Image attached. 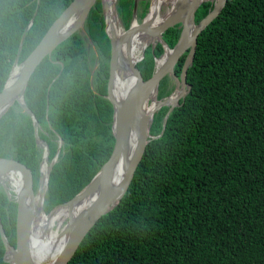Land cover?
Instances as JSON below:
<instances>
[{"label":"trees","instance_id":"obj_1","mask_svg":"<svg viewBox=\"0 0 264 264\" xmlns=\"http://www.w3.org/2000/svg\"><path fill=\"white\" fill-rule=\"evenodd\" d=\"M71 1L40 0L37 8V0H0V90L17 54L22 61ZM141 3L143 18L149 2ZM133 4L117 0L125 28ZM210 5L198 7L196 21ZM84 27L88 36L74 32L58 44L25 88L49 160L56 139L63 141L49 175L46 212L79 192L114 146L113 108L105 97L111 49L101 0ZM180 30L177 24L163 33L169 46ZM162 51L159 42L154 50L149 45L137 61L144 78ZM183 60L175 66L177 75ZM186 80L189 92L170 112L163 133L146 145L119 203L90 229L67 264H264V0L226 1L199 33ZM170 81L161 79L159 99L172 91ZM167 110L155 113L151 134L161 132ZM42 152L30 116L11 105L0 117V156L30 167L35 189ZM0 217L15 244L16 203L1 185ZM4 250L0 236V264H8Z\"/></svg>","mask_w":264,"mask_h":264},{"label":"water","instance_id":"obj_2","mask_svg":"<svg viewBox=\"0 0 264 264\" xmlns=\"http://www.w3.org/2000/svg\"><path fill=\"white\" fill-rule=\"evenodd\" d=\"M137 1L134 0L132 17H135L137 11ZM207 1L211 3L210 7L196 21L195 13L198 7ZM226 1L173 0L172 3L166 4L169 6L165 8L163 21L155 28L152 27L151 31H148L146 26L152 21V17L150 16L154 14V11L150 12L149 9V12L143 17L141 22L136 24L130 23L127 28L122 26L124 28V35L117 39L113 32L107 29L106 10L108 8V2L101 0L102 12L105 19V30L110 38L111 49L105 97L108 98L113 108L112 134L114 136V146L107 160L79 192L69 200L58 203L48 211V214H52L56 208L67 206L69 214L66 218L65 225L62 227L63 233L65 234L63 245L47 264H67L90 229L103 215L114 209L119 203L133 178L135 169L146 149V145L150 140L159 137L163 133L170 112L180 104V101L189 92L191 86L186 80L187 69L192 64L195 55L198 35L219 14ZM39 2L40 0H37V8ZM95 2L96 0H72L51 23L37 45L22 61H18L17 54L4 86L0 90V117L16 102L20 110L30 116L35 143L43 149L38 166L39 176L36 189L33 185V173L30 167L13 157L0 156V185L5 191L7 198L16 203L15 244H12L8 240L0 217V236L5 247L3 258L8 264H35L32 256L30 237L33 221L30 200L42 188L41 199L44 204L50 171L57 160L60 147L63 143L62 139L59 138L60 143H58L56 153L49 160V145L47 140L39 135V129L41 127L34 112L26 104L24 97L25 88L36 66L46 55L51 58L52 51L58 44L74 32H79L82 36H88L84 22ZM110 5L114 17L121 22L117 13V0H111ZM37 8L34 11V15L37 12ZM73 17L75 18L71 21ZM32 19L23 31L18 51L22 47L25 33L30 27ZM177 24L181 28L179 36L174 45L169 46L163 39V33L169 27ZM138 29H142L148 35H153L156 39L155 43L159 42L162 44L163 51L159 56L155 57L153 71L146 78L142 76L136 65L137 61L144 57L146 46L142 49L140 57L136 62L132 61V63H128L132 72L136 73L138 79L122 95L121 92L114 90L112 83L115 72L118 69L122 70L123 41H127L125 47L129 50L130 36ZM88 40L92 43L90 38ZM150 45L153 50L154 43ZM183 56L184 60L181 71L177 75L174 69ZM15 66H18L17 73L10 79ZM61 68H63L62 62ZM164 76H168L172 80L174 87L167 96L159 99V83ZM162 106H167L168 110L163 117L161 132L153 135L150 133V128L155 113ZM120 163H123L125 174L119 184L113 187L114 178ZM42 164H48L45 177H43L41 169ZM85 199L88 203L79 211L74 212L75 206Z\"/></svg>","mask_w":264,"mask_h":264},{"label":"bare ground","instance_id":"obj_3","mask_svg":"<svg viewBox=\"0 0 264 264\" xmlns=\"http://www.w3.org/2000/svg\"><path fill=\"white\" fill-rule=\"evenodd\" d=\"M108 2V8L106 10L107 18V29L110 32H113L114 36L119 39L124 35V29L121 30L122 25L118 22H115L114 14L112 7L110 5L111 0H106ZM173 0H153L151 3L150 12L154 11L150 17L152 21L146 26L148 31H151L152 27L155 28L158 26L164 19L163 6L169 3H172ZM182 6V2H181ZM149 17V18H150ZM75 17L71 19L74 20ZM70 21V22H71ZM133 23H137L133 21ZM155 41L153 35H148L142 29H138L130 36V48L127 50L125 47L127 41H123L122 44V70H117L114 76V90L119 91L122 95L127 91L132 83L137 81L136 73L132 72L129 62H136L140 57L142 49L147 46L149 42ZM18 66H15L10 79L13 78L17 73ZM149 105V104H148ZM41 169L43 172V177H45L48 164H42ZM125 174V168L123 163H120L116 176L114 178L113 187H116L119 182L123 179ZM13 182V179L11 178ZM41 190L42 188L34 194V197L30 200V205L32 209V225L30 231L31 237V247H32V256L35 264H47V262L52 259L54 255L58 253L63 245L65 234L62 230V223L68 216L67 206H61L56 208L54 213L48 214L42 209V199H41ZM88 201L85 199L81 203L77 204L74 208V212L79 211L83 208Z\"/></svg>","mask_w":264,"mask_h":264},{"label":"rangeland","instance_id":"obj_4","mask_svg":"<svg viewBox=\"0 0 264 264\" xmlns=\"http://www.w3.org/2000/svg\"><path fill=\"white\" fill-rule=\"evenodd\" d=\"M152 1L153 0H148V2H149V6H148V9H146V14L149 12V9H150V6H151V3H152ZM169 5H164L163 6V10H165V8L166 7H168ZM143 8H144V3H141V0H138L137 1V11H136V14H135V17L133 16L132 17V19H131V21H130V23H133V21H136L137 23L138 22H141L142 21V16L140 15V13H141V11L143 10ZM145 14V15H146ZM114 19H115V22H119L122 26H123V24L120 22V21H118V20H116V18L114 17ZM124 27V26H123ZM123 27H121L122 29V31H123V29L125 28H123ZM85 41H86V44H87V46L88 47H91V43H90V41L87 39V38H85ZM156 42V39H155V41H153V42H149L148 44H147V46H146V48L147 47H149V45L151 44V43H154V45H156L157 43H155ZM152 47V46H151ZM155 47V46H154ZM154 50V49H153ZM93 67V69H95V67H96V63L92 66ZM170 83L172 84V86L174 87V83L173 82H171L170 81ZM15 104V107L18 109V108H20L18 105H17V103H14ZM41 129H42V127H41ZM56 140H58V143H60V141H59V139L57 138ZM39 147H41L40 145H39ZM37 185H38V183H37ZM44 210V209H43ZM45 211V210H44ZM46 212V211H45ZM65 223H66V219L63 221V223H62V227L65 225Z\"/></svg>","mask_w":264,"mask_h":264}]
</instances>
